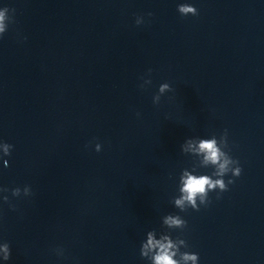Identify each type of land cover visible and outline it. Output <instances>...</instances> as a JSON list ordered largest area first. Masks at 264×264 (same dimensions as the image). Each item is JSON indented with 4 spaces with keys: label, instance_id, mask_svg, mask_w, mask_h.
I'll list each match as a JSON object with an SVG mask.
<instances>
[{
    "label": "clouds",
    "instance_id": "clouds-1",
    "mask_svg": "<svg viewBox=\"0 0 264 264\" xmlns=\"http://www.w3.org/2000/svg\"><path fill=\"white\" fill-rule=\"evenodd\" d=\"M8 8H4V10H0V35H2L6 31V25H5V12ZM178 11L181 15H196L197 9L189 4H180L178 5ZM151 15V13H149ZM142 22L141 18H137L136 23L140 24ZM167 87V85L161 86V91L164 90V88ZM3 145V154L5 156L10 155L12 145L8 143H0ZM200 149L206 153V159L211 161L212 163H218L220 160L221 153L215 146V141H205L200 144ZM5 166L8 165V161H4ZM229 163L228 160H225L223 163L219 164L220 168V174L222 175L223 172L226 170V166ZM241 173V169L238 168L235 170V175L239 176ZM229 183H232V181H229ZM219 186L221 191L227 190V186L224 184L223 180H216L212 181L208 176H189L185 182L184 187L182 189V192L185 193V196L181 200H177L176 204L180 206L183 203V200H187L189 202H192L193 205L195 204V198L197 195H204L206 194L207 189L215 188ZM3 191H7V189H4ZM19 194V188L12 190V195L17 196ZM3 199L5 201H8V197L4 196ZM198 210V209H197ZM167 222L169 224L173 225H180L182 222L179 219H174L172 217H169ZM157 245H159V251L158 254L155 255L154 261L155 264H179V261L174 260L173 256L175 253L171 252L170 249L173 247L171 242H168L167 244H160L158 241H154L151 237L149 238L148 244L145 245L146 248L152 249L155 248ZM4 256L3 259L7 261L10 258V249L9 245L7 243L4 244V247L2 249ZM183 259L185 261L192 260L193 262L197 259V254H189L185 253L183 255Z\"/></svg>",
    "mask_w": 264,
    "mask_h": 264
}]
</instances>
